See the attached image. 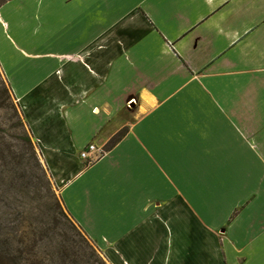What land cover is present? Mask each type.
<instances>
[{
    "label": "crops",
    "instance_id": "obj_1",
    "mask_svg": "<svg viewBox=\"0 0 264 264\" xmlns=\"http://www.w3.org/2000/svg\"><path fill=\"white\" fill-rule=\"evenodd\" d=\"M0 67L107 264H264V0H8Z\"/></svg>",
    "mask_w": 264,
    "mask_h": 264
},
{
    "label": "rangeland",
    "instance_id": "obj_2",
    "mask_svg": "<svg viewBox=\"0 0 264 264\" xmlns=\"http://www.w3.org/2000/svg\"><path fill=\"white\" fill-rule=\"evenodd\" d=\"M7 1L0 0V7ZM7 87L5 74L0 67V143L3 141L1 139H4L3 142H8L10 145H22L18 116L16 117L12 109V105H18V103L12 93H10L9 99L8 95L4 94ZM19 112L22 117L20 107ZM86 165L89 164L86 163ZM12 166V161L4 163V165L0 163V249L7 255L13 256L12 259H19V263L22 259V263L35 264L36 255L42 264H52L51 256L62 250L61 242L65 237L81 248L80 254L85 252L91 262H95L98 257L104 259L102 252L94 243L88 245L82 240L78 232L71 226L72 218L66 217L60 211L63 208L56 206L52 197L53 193L56 197H60L59 188L49 170L45 167L48 170L51 183L40 173L39 176L37 175L38 180L35 182V186H32L29 182H24L17 167L12 170ZM34 171L36 172V169ZM32 180L34 181V179ZM10 238H14L13 241L10 242ZM67 259L71 263L75 264L76 262V256L71 255Z\"/></svg>",
    "mask_w": 264,
    "mask_h": 264
},
{
    "label": "trees",
    "instance_id": "obj_3",
    "mask_svg": "<svg viewBox=\"0 0 264 264\" xmlns=\"http://www.w3.org/2000/svg\"><path fill=\"white\" fill-rule=\"evenodd\" d=\"M10 93H11V89L8 86L4 90V94H6V96L8 95V99H9ZM2 101H3V98H2ZM12 109L16 117L18 116V126L21 129L20 140L22 141V145H10L8 142L6 143L3 142L4 139H1L3 141H1L0 143V163L4 165V163H10L12 161L13 163L12 170H14V167L15 168L17 167V171L18 173H21V177L23 178V181L27 183L29 182V184L32 186H35V182L38 180L37 175L39 176L40 173L42 174V176H44L46 180H48L49 183H51L49 175H48V170L42 164L37 148L35 146V143L31 137L30 131L27 128L26 123L24 122L23 118L20 115L19 106L14 104L12 105ZM124 134H125V131L119 133L110 145L112 146L113 144H115ZM34 169H36V172L34 171ZM17 171H11V172L15 173ZM1 173L3 174L4 172H1ZM32 179H34V181ZM52 199L55 200L57 207L63 208V209H60L62 214L63 215L65 214V216L69 218L70 216L65 211L61 198L56 197L53 193ZM71 222H72L71 226L78 232L82 240L88 245L93 244L92 241L83 232V230L72 219H71ZM12 239L14 238H10L9 241L10 242L13 241ZM73 243L74 242L71 241L70 239L63 237V242H61L62 250L58 251L56 254L51 256L52 264H61V262L62 264L71 263L67 259L71 255H73L74 257L76 256L75 264H107L106 261L102 259L101 257L96 258L95 262H91L88 259L87 254L85 252H83V254H80V251H82L81 248L77 247L75 243L73 245ZM66 244H69L70 247L69 245H66ZM35 257L37 258L35 261V264H37V261H39V259H38V256L35 255ZM12 258L13 256L7 255L6 252L0 249V264H26V263H22V259L20 260V263H19L18 262L19 259L17 258L12 259ZM38 263L42 264V261H39ZM71 264H74V263L72 262Z\"/></svg>",
    "mask_w": 264,
    "mask_h": 264
},
{
    "label": "built area",
    "instance_id": "obj_4",
    "mask_svg": "<svg viewBox=\"0 0 264 264\" xmlns=\"http://www.w3.org/2000/svg\"><path fill=\"white\" fill-rule=\"evenodd\" d=\"M104 151L99 149L96 145H90L86 150L81 153L83 161L89 165L95 163L103 156Z\"/></svg>",
    "mask_w": 264,
    "mask_h": 264
}]
</instances>
